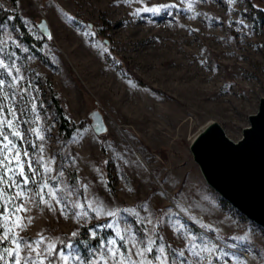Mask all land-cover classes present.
I'll return each instance as SVG.
<instances>
[{
    "label": "rangeland",
    "instance_id": "rangeland-1",
    "mask_svg": "<svg viewBox=\"0 0 264 264\" xmlns=\"http://www.w3.org/2000/svg\"><path fill=\"white\" fill-rule=\"evenodd\" d=\"M187 3L188 0H16L13 4L12 0H0V5L11 13L0 23V40L7 42V51L16 53L17 65L25 76L21 85L28 87L30 83L38 89L32 95L39 96L40 126L50 129L45 131L44 145L45 159L55 158L50 175L55 177L64 171V177L49 183L60 188L67 184L74 189L70 201L79 199L88 212L85 219L77 220L72 213L79 209H70L66 218L54 203L55 212L39 203L29 205L31 210L20 215L25 224L28 217L32 221L24 231L17 230L19 237L34 241L42 235L58 243L61 237L72 238L73 232L83 228L96 235L109 230L110 235L96 246L67 243L81 256L103 264L98 260L99 252L95 256L89 253L108 238L120 243L116 229L105 225L115 221L121 234L124 228L131 227L138 239L146 237L145 229L152 225L138 223L135 213L147 216L142 208L147 203L154 217L172 208L174 220L183 223L190 233L221 244L235 243L236 248L227 250L235 252L243 264H264V230L206 185L189 150L192 140L210 122L218 123L230 140L238 141L248 126V116L257 112L264 85V0H194L193 11L186 10ZM162 4L175 6L158 14L133 15L137 9ZM14 13L28 34L42 41L40 48L25 44L13 22ZM41 23L46 24L52 40L37 27ZM89 31L95 35H85ZM98 44L108 52L101 55V49L93 46ZM48 82L62 98L67 116L74 123H84L79 129L83 133L79 142L73 140L78 131L65 143L59 138ZM16 103L19 108V96ZM94 112L102 116L107 129L101 136L91 131L90 115ZM23 119L31 117L25 114ZM29 127L21 125L22 130ZM28 139L40 143L31 134ZM23 147L34 160L40 155L39 149L30 144ZM117 154L129 163L125 164ZM82 183L89 185L90 199L121 210L119 216L96 217L87 207ZM176 203L190 207V212H180ZM202 224L212 230L202 228ZM157 233L164 237L158 243L170 246V260L171 250L185 248L187 242L167 217L164 225H157ZM240 237L245 239L241 241ZM50 259L54 264H63L57 256L56 262L55 255Z\"/></svg>",
    "mask_w": 264,
    "mask_h": 264
},
{
    "label": "snow or ice",
    "instance_id": "snow-or-ice-1",
    "mask_svg": "<svg viewBox=\"0 0 264 264\" xmlns=\"http://www.w3.org/2000/svg\"><path fill=\"white\" fill-rule=\"evenodd\" d=\"M124 2L129 3L130 0H124ZM235 2L236 0H230V3ZM174 6L172 4L145 6L137 9L133 15L139 16L141 12L158 14ZM193 9L194 0H188L186 10L193 11ZM65 15L67 17V14ZM67 18L69 20L73 19L72 17ZM239 23L243 25L242 20ZM2 27L0 25V29ZM37 27L47 36L48 40L53 39L51 33L47 31L46 24L41 23ZM244 27L248 26L244 25ZM85 35L94 36L95 34L89 31ZM6 43V41L0 40V221L3 222V231L0 234V264H45V261H47V264H54L53 260L50 259L54 255L63 264H73V262L74 264H97V261L81 256L79 251L74 250L73 245L70 243L66 245L68 250L66 253L63 247L57 251V240L51 237L41 235L39 239L34 241L19 237V231H24L32 221V218L28 217V224H25L23 217L20 215L21 212L31 210L29 205L39 203L55 212L57 208L53 206L54 203L59 207L60 214L66 218L70 209H79L72 213L77 220L85 219L88 212L83 210L84 204L79 199L70 201L74 189L70 190L67 184L60 188L49 183V180L64 177V171H59L58 176L55 177L50 175L53 172L51 165L54 163L55 158L46 160L44 156L45 131H50V129L46 130L40 126L42 117L37 106L39 96L32 95L33 91L38 93V89H34L30 83L28 87L21 85V82L25 80V76L17 65L16 53L7 51L5 48ZM12 43L15 44L16 42L12 41ZM93 46L101 49V55L108 52V49L102 44ZM24 51L28 50L25 49ZM28 59H31V57H28ZM128 83L135 87L132 81H128ZM18 96L19 108L16 103ZM42 107L43 104L41 103L40 108ZM25 114H28L31 119H23ZM92 115L96 114L92 113ZM22 124H27L30 127L22 130ZM31 125L36 126L31 127ZM77 131L78 135L73 137L75 142L83 139V133ZM84 131H89V129ZM91 131L99 135L106 132L107 129L103 126L102 121H98L92 125ZM28 134L35 136L40 143H32L28 139ZM24 144H30L34 149L38 148L40 155L35 157L34 160L33 154L23 147ZM109 147L112 146L109 145ZM117 156L119 159L124 160L122 155L117 154ZM72 163L75 164V158L72 159ZM104 163L107 164L108 161H104ZM124 163L128 164L129 161L124 160ZM133 163L139 167L143 166L137 162ZM35 165H39V168ZM25 166H27V172ZM96 171L100 172V169L97 168ZM100 175L103 183V173L101 172ZM80 187L85 194L88 209L94 212L96 217L119 216L121 210L107 207L102 200L89 198L88 184L82 183ZM128 191H133V189L129 188ZM159 194L166 196L164 192ZM204 199H207V197L205 196ZM174 206L180 212H190V207H184L182 203H176ZM142 208L145 212H148V215L141 217L139 212H136L135 215L138 223L152 225L151 229H145L146 237L138 239L137 234L133 233L131 227L124 228L123 234H121L118 224L114 221L105 225V227L116 229L115 235L120 243L118 244L115 238H108L99 248L89 253V256H95L96 252H99L98 260L102 261L103 264H229L230 261H234L235 264H243V261L235 252L227 250L228 248H236L235 243L231 245L221 244L214 242L211 238L205 239L202 236L190 233L183 223L174 220L176 213L173 212L172 208L155 217L149 210L147 203H144ZM124 211L132 212L133 210L124 209ZM165 217H167L168 223L174 228L175 232L180 234L187 242L184 249L171 250V260L169 256L170 246L158 243V241H163L164 237L159 236L157 233V225H164ZM190 219L196 221L195 216H190ZM196 222L199 223V221ZM201 227L209 231L212 230L209 225L202 224ZM90 234L93 238L96 237L95 231ZM71 235L74 238L77 233L73 232ZM239 239L243 241L245 238L240 237ZM64 243V241H59L61 245H64ZM42 245L45 246L41 247ZM128 245H131V247H128ZM121 249H126V251ZM22 252L26 254L22 255ZM185 252L188 253V256L185 255Z\"/></svg>",
    "mask_w": 264,
    "mask_h": 264
},
{
    "label": "water",
    "instance_id": "water-1",
    "mask_svg": "<svg viewBox=\"0 0 264 264\" xmlns=\"http://www.w3.org/2000/svg\"><path fill=\"white\" fill-rule=\"evenodd\" d=\"M90 115L91 126L102 121ZM105 132L97 136H101ZM189 150L206 185L250 222L264 230V85L257 112L234 142L216 122L192 140Z\"/></svg>",
    "mask_w": 264,
    "mask_h": 264
},
{
    "label": "trees",
    "instance_id": "trees-1",
    "mask_svg": "<svg viewBox=\"0 0 264 264\" xmlns=\"http://www.w3.org/2000/svg\"><path fill=\"white\" fill-rule=\"evenodd\" d=\"M12 3L15 4L16 0H12ZM8 11H6L1 5H0V23H4L7 20V17L10 15ZM13 22L15 26L18 28L23 41L28 46L34 47V48H40L42 45L41 40H36L31 37V35L28 34L26 27L24 26L22 20L20 17L14 13L13 14ZM143 84L142 82H140ZM48 88V96L50 99V102L53 105L55 114L57 116L58 120V131L57 134L59 138L63 141V143L69 141V139L72 137V135L79 129H82L84 127V123H74L69 117L67 116V113L65 111V108L63 106L62 98L53 90L52 85L48 82L47 83ZM109 230H101L98 235H96L95 238L91 236L87 228L81 229L79 232H77L76 237L68 238V237H61L59 241H64V245L59 244V241L57 243V251L63 247L66 249V245L68 241H72L73 244H81L86 243L89 245L96 246L100 243L101 240L106 238L108 235H110ZM56 259V256H55ZM57 262V259H56Z\"/></svg>",
    "mask_w": 264,
    "mask_h": 264
},
{
    "label": "crops",
    "instance_id": "crops-1",
    "mask_svg": "<svg viewBox=\"0 0 264 264\" xmlns=\"http://www.w3.org/2000/svg\"><path fill=\"white\" fill-rule=\"evenodd\" d=\"M218 198H215V200H217Z\"/></svg>",
    "mask_w": 264,
    "mask_h": 264
},
{
    "label": "bare ground",
    "instance_id": "bare-ground-1",
    "mask_svg": "<svg viewBox=\"0 0 264 264\" xmlns=\"http://www.w3.org/2000/svg\"><path fill=\"white\" fill-rule=\"evenodd\" d=\"M243 255V254H242Z\"/></svg>",
    "mask_w": 264,
    "mask_h": 264
}]
</instances>
